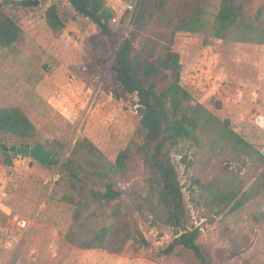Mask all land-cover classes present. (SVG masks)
I'll return each mask as SVG.
<instances>
[{
    "label": "rangeland",
    "instance_id": "374dc122",
    "mask_svg": "<svg viewBox=\"0 0 264 264\" xmlns=\"http://www.w3.org/2000/svg\"><path fill=\"white\" fill-rule=\"evenodd\" d=\"M135 2L118 0L114 26ZM212 3L210 21L215 19L221 2ZM263 3L264 0H255L254 6L257 9ZM37 4L7 7L23 26L27 39L19 53L0 49V107H22L36 125L40 139L65 142L66 153L76 140L88 137L115 160L134 135L138 118L135 107L124 108L111 95L100 92L106 66L113 56L110 42L68 1L38 0ZM52 4L58 6L66 23L58 34L46 22V10ZM204 40L202 34L180 33L177 37L175 49L182 56L183 84L218 117L230 119L234 130L264 153V45L214 37H208L205 45ZM71 77L76 83L69 82ZM214 81L219 90L209 94L206 91ZM186 146L182 155L174 157L191 225L201 230L198 241L212 264H264V193L239 210L211 215L200 203L201 193L192 179H210L220 173L223 164L213 160L201 168L197 148L190 143ZM185 154L192 167L179 164ZM2 160L0 152V188L7 193L0 194V264H201L192 251L184 249L171 257L153 260L148 249L131 243L122 253H111L69 242L66 235L74 228V204L82 197L65 183L58 184L59 167L42 168L26 156H18L13 166L3 165ZM226 161L233 171L246 172L245 164L236 157ZM245 176L251 185L257 174L249 171ZM119 188L127 203L135 209L143 206L141 213H132L133 226L139 227L155 247L169 244L177 232L153 226L149 207L138 195L147 193L143 183L132 180L119 184ZM70 195L76 197L74 203ZM17 217L30 225L20 227ZM92 222L99 227L105 221Z\"/></svg>",
    "mask_w": 264,
    "mask_h": 264
},
{
    "label": "trees",
    "instance_id": "16d2710c",
    "mask_svg": "<svg viewBox=\"0 0 264 264\" xmlns=\"http://www.w3.org/2000/svg\"><path fill=\"white\" fill-rule=\"evenodd\" d=\"M66 1L110 42L113 56L106 66L100 92L111 95L124 108L137 109L136 131L115 160L88 137L76 140L66 153L65 142L42 141L26 111L10 105L0 107V144L40 143L55 151L46 165L32 160L42 168L58 166V184L65 183L83 198L74 204V228L66 235L69 242L111 253H122L131 243L148 249L153 260L171 257L184 249L192 251L201 264H212L198 241L201 230L191 225L174 156L182 155L190 143L197 148L201 168L213 160L223 164L220 173L210 179H192L201 193L200 203L211 215L218 216L239 210L264 193V153L237 133L230 119L218 117L183 84L184 65L175 45L180 33L205 35V45L208 37L264 45V3L256 9L255 0H220L218 13L210 21L213 0H136L114 26L118 1L113 6L107 5L108 0ZM37 2L0 0V49L19 53L27 39L23 26L7 7L38 6ZM45 16L55 33L65 29L56 4L48 7ZM0 152L5 166H13L17 157L23 156L2 148ZM232 156L245 164L244 174L232 170L226 161ZM188 159L183 155L179 164L192 167ZM249 171L257 174L251 185L245 176ZM132 180L142 182L147 191L138 195L149 207L153 226L177 232L169 244L155 247L139 227L133 226L132 213H141L143 206L135 209L119 188V184ZM74 197H69L72 203ZM92 221L105 222L96 227Z\"/></svg>",
    "mask_w": 264,
    "mask_h": 264
},
{
    "label": "water",
    "instance_id": "95a60500",
    "mask_svg": "<svg viewBox=\"0 0 264 264\" xmlns=\"http://www.w3.org/2000/svg\"><path fill=\"white\" fill-rule=\"evenodd\" d=\"M0 148L4 151L11 153L12 155H23L28 158L35 159L41 165H46L54 157L55 151L52 148H46L44 145L37 144H27L21 143L19 145H5L0 144Z\"/></svg>",
    "mask_w": 264,
    "mask_h": 264
},
{
    "label": "built area",
    "instance_id": "2783aa9c",
    "mask_svg": "<svg viewBox=\"0 0 264 264\" xmlns=\"http://www.w3.org/2000/svg\"><path fill=\"white\" fill-rule=\"evenodd\" d=\"M116 1H118V0H108L107 5H108V6H113V4H114ZM112 22H113V23L117 22V18L114 17V18L112 19ZM75 80H76L75 77H71V78L69 79V82H70V83H71V82L76 83ZM0 194H2L3 196H7V193L5 192V189H1V188H0ZM15 220H16V223H17L20 227H22V228H26V227H28V226L30 225V224H29V221H27V220H25V219H20V218L17 217Z\"/></svg>",
    "mask_w": 264,
    "mask_h": 264
},
{
    "label": "crops",
    "instance_id": "0c3cea01",
    "mask_svg": "<svg viewBox=\"0 0 264 264\" xmlns=\"http://www.w3.org/2000/svg\"><path fill=\"white\" fill-rule=\"evenodd\" d=\"M218 83L216 81H214V84L207 89L206 92H208L209 94H215L219 89H218Z\"/></svg>",
    "mask_w": 264,
    "mask_h": 264
}]
</instances>
